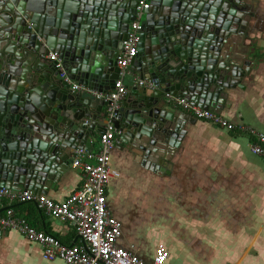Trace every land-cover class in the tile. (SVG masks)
Here are the masks:
<instances>
[{
  "label": "water",
  "instance_id": "obj_1",
  "mask_svg": "<svg viewBox=\"0 0 264 264\" xmlns=\"http://www.w3.org/2000/svg\"><path fill=\"white\" fill-rule=\"evenodd\" d=\"M138 1L0 0V186L44 193L68 152L99 151L105 101L72 91L49 52L62 58L70 81L109 91ZM149 1L129 67L158 86H134L122 98L113 145L159 170L195 119L164 93L221 113L251 76L253 1Z\"/></svg>",
  "mask_w": 264,
  "mask_h": 264
},
{
  "label": "crops",
  "instance_id": "obj_2",
  "mask_svg": "<svg viewBox=\"0 0 264 264\" xmlns=\"http://www.w3.org/2000/svg\"><path fill=\"white\" fill-rule=\"evenodd\" d=\"M252 1L248 59L255 62L220 114L264 133V0ZM134 77L128 66L127 92L138 86ZM250 139L195 118L159 170L142 165L122 143L112 145L109 165L117 173L106 185V203L121 224L116 244L132 247L146 262L164 251L167 264H264V159L251 152ZM72 156L68 152L67 164L44 192L54 200H63L81 182ZM1 208L0 215L12 208L63 243L80 242L68 221L47 215L32 201L2 198ZM0 264L66 263L43 259L38 243L11 229L0 238Z\"/></svg>",
  "mask_w": 264,
  "mask_h": 264
},
{
  "label": "built area",
  "instance_id": "obj_3",
  "mask_svg": "<svg viewBox=\"0 0 264 264\" xmlns=\"http://www.w3.org/2000/svg\"><path fill=\"white\" fill-rule=\"evenodd\" d=\"M149 6V0L138 1L135 18L129 24L116 58L118 76L113 87L107 92L70 81L62 58L56 52H49V58L55 61V67L59 70L60 76L71 82L72 91H79L105 101V128L99 136L98 152H91L83 147L74 149L71 166L79 170L81 182L63 200H54L44 193L36 194L28 189L15 190L0 186V199L32 201L47 215L64 219L75 228L80 242L66 244L53 234L35 228L24 216L15 215L12 208H7L4 214L0 215V229H15L28 241L38 243L41 246V256L45 260L59 258L66 264H167L164 251H159L150 262H146L132 250V247H119L116 240L121 235V224L110 212L106 203V185L117 173L109 165L110 149L118 132L114 127L113 119L115 110L127 93L123 78L131 59L137 52L138 33L142 29L140 18L142 11ZM133 84L149 88L158 86L153 79L136 77L133 78ZM164 97L170 104L192 113L196 119L209 122L227 131L248 134L251 137L249 141L251 152L264 159L262 131L244 122H234L214 110L202 108L182 95L166 91Z\"/></svg>",
  "mask_w": 264,
  "mask_h": 264
},
{
  "label": "rangeland",
  "instance_id": "obj_4",
  "mask_svg": "<svg viewBox=\"0 0 264 264\" xmlns=\"http://www.w3.org/2000/svg\"><path fill=\"white\" fill-rule=\"evenodd\" d=\"M141 21H143V18H142V20Z\"/></svg>",
  "mask_w": 264,
  "mask_h": 264
}]
</instances>
